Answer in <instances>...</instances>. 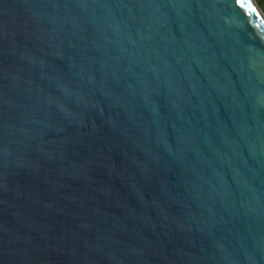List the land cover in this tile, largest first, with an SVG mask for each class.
Wrapping results in <instances>:
<instances>
[{"label": "water", "instance_id": "1", "mask_svg": "<svg viewBox=\"0 0 264 264\" xmlns=\"http://www.w3.org/2000/svg\"><path fill=\"white\" fill-rule=\"evenodd\" d=\"M0 264H264L254 0H0Z\"/></svg>", "mask_w": 264, "mask_h": 264}, {"label": "trees", "instance_id": "2", "mask_svg": "<svg viewBox=\"0 0 264 264\" xmlns=\"http://www.w3.org/2000/svg\"><path fill=\"white\" fill-rule=\"evenodd\" d=\"M264 16V0H254Z\"/></svg>", "mask_w": 264, "mask_h": 264}]
</instances>
